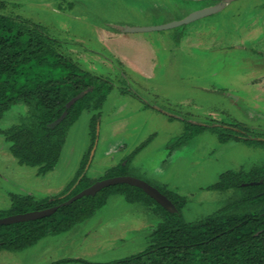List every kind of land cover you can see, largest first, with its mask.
I'll list each match as a JSON object with an SVG mask.
<instances>
[{
    "label": "rangeland",
    "instance_id": "rangeland-1",
    "mask_svg": "<svg viewBox=\"0 0 264 264\" xmlns=\"http://www.w3.org/2000/svg\"><path fill=\"white\" fill-rule=\"evenodd\" d=\"M204 3L0 0V11L40 23L73 60L112 81L113 88L96 126L100 127L99 142L88 176L106 179L110 168L124 165L127 175L154 184L184 202L180 215L187 222L203 220L234 200L236 190L208 188L221 174L264 165V143L221 139L229 133L236 135L235 130L242 128L250 136L264 138V84L252 85L251 79L244 80L251 76L249 67L254 58L250 50L216 49L206 53L190 45L207 43L212 35L239 37L241 26L264 17V0H234L227 10L186 25L127 32L134 40L123 48L127 62L107 48L100 30L108 24L170 23ZM198 31L203 33L195 36ZM144 41L156 48V75L150 79L132 68L140 54L147 53L143 51ZM255 61L261 76L264 55L257 53ZM29 112L25 103L15 104L0 118V130L23 120L29 122ZM93 114L84 111L71 127L59 163L46 175L19 164L9 150L10 143L0 133V218L8 216L2 215L14 204L12 193L64 197L76 188V183L71 185L92 143ZM187 131L190 140L173 147ZM161 220V213L145 203L128 202L121 194H114L104 207L70 231L50 234L23 251H0V264H104L125 259L148 246V236Z\"/></svg>",
    "mask_w": 264,
    "mask_h": 264
},
{
    "label": "trees",
    "instance_id": "trees-1",
    "mask_svg": "<svg viewBox=\"0 0 264 264\" xmlns=\"http://www.w3.org/2000/svg\"><path fill=\"white\" fill-rule=\"evenodd\" d=\"M112 88L111 80L86 70L65 53L60 41L40 23L0 11V118L20 102L30 107L29 122L23 120L0 130L19 164L37 168L39 175L54 170L71 127L90 110L94 112L92 144L71 187L77 183L89 161L101 110ZM189 138L187 131L176 143ZM230 138L221 139L226 142ZM109 170L107 177L127 173L123 165ZM95 181L84 175L64 197L12 193L14 204L2 216L58 205ZM209 188L235 189L240 196L203 220L187 222L180 215L185 203L169 194L179 213L159 205L164 220L150 235L151 244L136 255L107 264H264V165L223 173ZM116 193L131 202L156 203L142 189L129 184L107 187L95 196L60 207L53 215L0 225V251H23L50 234L68 232L92 217Z\"/></svg>",
    "mask_w": 264,
    "mask_h": 264
},
{
    "label": "flooded vegetation",
    "instance_id": "flooded-vegetation-1",
    "mask_svg": "<svg viewBox=\"0 0 264 264\" xmlns=\"http://www.w3.org/2000/svg\"><path fill=\"white\" fill-rule=\"evenodd\" d=\"M200 1H206V3H204V4H201L199 7H197V8H195V9H193V10H191V11H188V13L185 15V17L189 14V13H191L192 11H194V10H197V9H200V8H204V7H208V6H212V5H216V4H218V3H220V0H200ZM233 1L231 0V1H226V5H225V7H224V9H222V10H227L229 7H230V5H231V3H232ZM221 10V11H222ZM119 25H125V24H113V25H110V24H108L107 25V28L106 29H104V30H106V31H109V32H122L119 28H118V26ZM124 33H127V32H124ZM201 31H198V32H196L195 33V36H200L201 35ZM240 33H241V35L239 36V37H237V38H233L232 37V39L231 38H227V36H225V37H223V38H221V37H219V36H211L210 38H209V40H208V42L207 43H201V42H196V44H194V45H190V48L191 49H194V50H198V51H205L206 53H208V52H211V51H213V50H218V49H224V50H226V49H239L240 51H246L247 50V52H248V49L250 50V54L253 56V58H254V60H253V62H251L252 63V65L249 67V72L251 73V76L250 77H248V78H244V80H247V79H251V83H252V85H260V83H263L264 84V72H262L261 73V76H260V74H259V70H258V68H257V61H255V55L257 54V53H261L262 55H264V17H261V18H255V19H252L251 20V22L249 23V24H247L245 27H243V26H241V30H240ZM243 40V43H241V41ZM210 41V42H209ZM229 80V78H227V79H224V81H228ZM153 106V105H152ZM152 108H154V106L152 107ZM99 121V120H98ZM216 127H218V128H222L221 126H216ZM99 126L97 127V129H96V139H95V142H94V145H93V147H92V150H91V152L94 150V155H95V152H96V149H97V146H98V142H99ZM242 130V131H241ZM241 130H235V132H237V134L236 135H233V133H229V136L228 137H231L228 141H230V140H232V139H236V140H246V141H249V142H254V143H264V138H259V137H255V136H250L249 134H247V132L245 131V130H243V128L241 129ZM182 137V136H181ZM180 138V137H179ZM190 140V139H189ZM177 141H178V139H177ZM187 142V141H186ZM186 142H183L182 144H184V143H186ZM227 142V141H226ZM92 144V143H91ZM182 144H177L176 142L173 144V147H178V145H182ZM91 146V145H90ZM89 146V147H90ZM142 146V145H141ZM140 146V147H141ZM139 147V148H140ZM143 147H144V144H143ZM142 147V148H143ZM138 148V149H139ZM89 149V148H88ZM88 149H87V151H88ZM94 155H93V157H94ZM90 156H91V153H90ZM93 157H92V160H93ZM89 160H90V157H89ZM92 160H91V162H90V164H89V168H90V166H91V163H92ZM130 159H128V161H129ZM128 161H127V163H128ZM88 163H89V161H88ZM87 163V164H88ZM125 165H127V164H125ZM87 166V165H86ZM124 166V165H123ZM114 167H116V166H114ZM89 168L86 170V167H85V169H84V171H83V173H84V175H88V170H89ZM113 168V167H112ZM111 169V168H110ZM252 169V168H251ZM245 170V169H244ZM247 170H250V169H247ZM229 171H233V172H239L240 170H229ZM228 172V171H227ZM82 173V174H83ZM224 173H226V172H224ZM81 174V175H82ZM83 175V176H84ZM125 175H127V173L125 174ZM222 175V174H221ZM117 176H120V175H117ZM114 177V176H113ZM80 178V177H79ZM91 178V177H90ZM107 178H109V177H107ZM101 179H104V178H101ZM96 181H98V179H96ZM95 181V182H96ZM219 181V180H218ZM78 182V181H77ZM94 182V183H95ZM151 184V183H150ZM151 185H153L154 187H156V188H158L162 193H164L165 195H167L168 197H169V194L168 193H166V192H164L160 187H157V186H155L154 184H151ZM132 186V185H131ZM135 187V186H134ZM210 187V186H209ZM208 187V188H209ZM138 188V187H137ZM141 189V188H140ZM210 189V188H209ZM217 190V189H216ZM228 190H235V189H228ZM102 191V190H101ZM144 191V190H143ZM221 191H224V190H221ZM99 193V192H98ZM97 193V194H98ZM146 193V192H145ZM236 193V197H234L233 199L234 200H236L239 196H240V192H235ZM116 194H121V193H116ZM147 194V193H146ZM112 195H114V194H112ZM111 195V196H112ZM122 196H124L125 197V199L127 200V198H126V196L125 195H123V194H121ZM148 195V194H147ZM111 196H109V198L111 197ZM151 197V196H150ZM152 198V197H151ZM152 199H154V198H152ZM170 199V198H169ZM109 200V199H108ZM155 200V199H154ZM171 200V199H170ZM234 200H232V201H234ZM128 202H131V201H129V200H127ZM156 201V200H155ZM231 201V202H232ZM108 202V201H107ZM135 202H140V203H145L144 201H134V202H132V203H135ZM173 202V201H172ZM174 203V202H173ZM147 206H149L150 208H152V209H155V211H158V212H160L161 213V216H162V220H161V222L164 220V217H163V210H162V208L161 207H163L161 204H159L157 201H156V203H149V204H147V203H145ZM175 204V203H174ZM106 205V204H105ZM104 205V206H105ZM159 205L161 206V207H159ZM103 206V207H104ZM177 207V206H176ZM184 207H185V205H184ZM183 207V208H184ZM102 208V207H101ZM100 208V209H101ZM164 208V207H163ZM178 208V207H177ZM182 208V209H183ZM182 209H181V212L180 213H182ZM167 210V209H166ZM98 211V210H97ZM96 211V212H97ZM168 211V210H167ZM170 212V211H169ZM171 213V212H170ZM175 213H179V209H178V212H175ZM89 219V218H88ZM161 222H159L158 223V225L157 226H155L154 228H153V231L154 230H156L158 227H159V225H160V223ZM152 231V232H153ZM152 232L149 234V236H148V242H147V245H150L151 244V241H150V235L152 234ZM143 251V250H142ZM140 253V252H139ZM125 259H127V258H125ZM125 259H121V260H125ZM121 260H115V261H121ZM115 261H111V262H115ZM86 263L87 264H102V263H93V262H90V261H86ZM108 263H110V262H108ZM104 264H107V263H104Z\"/></svg>",
    "mask_w": 264,
    "mask_h": 264
},
{
    "label": "water",
    "instance_id": "water-1",
    "mask_svg": "<svg viewBox=\"0 0 264 264\" xmlns=\"http://www.w3.org/2000/svg\"><path fill=\"white\" fill-rule=\"evenodd\" d=\"M226 1H231V0H220V3L216 5L194 10L191 13H189L186 17L176 20V21H172L170 23L155 25V26L119 25L118 28L122 32H143V31L164 30V29L174 28L177 26L189 24L201 18H204V17L220 12L222 9H224L226 5ZM85 93L86 92L84 91L79 96H77L75 99H73L68 104V106L72 105L73 102H75L77 98H80ZM93 155H94V150L91 152L90 160L86 166V170L89 168V164L92 160ZM83 175L84 173L80 176L78 182L83 177ZM78 182L76 183V185L78 184ZM117 184H129V185L141 188L142 190H144V192H146L149 196L154 198L159 204H161L165 209H167L171 213L178 212V208L172 202V200H170L169 197L165 195L164 193H162L158 188L154 187L153 185H151L150 183L144 180L131 177L129 175H120V176H114V177H109L106 179L98 180L92 185L84 188L80 192L76 193L75 195L71 196L69 199L63 201L62 203L58 205L45 208V209H41V210L28 211L25 213H17L13 215H8L6 217H1L0 225L36 220V219H40V218L53 215L62 206L70 205L76 200L81 199L84 196H95L98 192H100L104 188L111 187Z\"/></svg>",
    "mask_w": 264,
    "mask_h": 264
},
{
    "label": "crops",
    "instance_id": "crops-1",
    "mask_svg": "<svg viewBox=\"0 0 264 264\" xmlns=\"http://www.w3.org/2000/svg\"><path fill=\"white\" fill-rule=\"evenodd\" d=\"M191 10H193V9H191ZM101 31H102L101 38H102L103 42L106 44L107 48L113 50L112 52L121 61L127 62L128 59L125 58V53L123 51V48L132 44L134 42V40L131 39L130 37H128V35H126L127 33H124V32H109V31H106L104 29L103 30L101 29L100 32ZM214 37H215V35H214ZM113 43L118 44L119 46L117 48H114L112 46ZM194 44H196V43L193 42L191 45H194ZM142 46L145 49L143 51H147V53L142 52L140 54L139 60H137V62L134 61L135 65L132 68L134 70H136L138 73H140L143 77L150 79L156 75V73H155L156 64H157L156 63L157 55L155 53L156 48L149 41H144Z\"/></svg>",
    "mask_w": 264,
    "mask_h": 264
}]
</instances>
